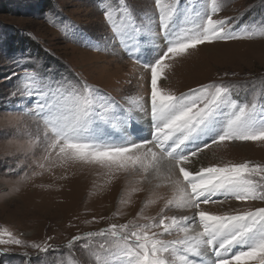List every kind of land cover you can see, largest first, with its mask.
I'll use <instances>...</instances> for the list:
<instances>
[{
    "label": "snow or ice",
    "instance_id": "obj_1",
    "mask_svg": "<svg viewBox=\"0 0 264 264\" xmlns=\"http://www.w3.org/2000/svg\"><path fill=\"white\" fill-rule=\"evenodd\" d=\"M228 2L154 0L155 11L137 18L128 0H99L113 50L126 51L151 74L149 100L137 101L134 109L83 80L22 69L20 94L30 102L21 113L36 122L38 132L29 144L43 143L42 161L98 167L107 174L131 172L139 174L141 182L150 181V172L158 174L167 161L168 179L179 191L178 197L165 200L156 216H145L144 209L157 201L145 202L136 219L148 223H112L73 237L67 247L71 250L75 241H83L80 247L86 250L88 264H264V206H257L264 204V165L200 162L213 145L264 141V85L257 88L253 83L250 91L245 86L242 101L233 98L236 85L211 83L180 95L159 86L170 67L165 62L190 49L264 36V21L236 30L232 18L214 19ZM50 22L65 35L75 29L70 22ZM145 32L163 41L152 62L133 56ZM133 111L141 115L133 117ZM144 117H150L149 134L130 139L132 121ZM109 129L120 135L114 138ZM37 167L44 169L45 163ZM225 204L230 211L206 207ZM7 236L10 239H0V244L22 245L11 232ZM31 247L46 252L51 245Z\"/></svg>",
    "mask_w": 264,
    "mask_h": 264
},
{
    "label": "rangeland",
    "instance_id": "obj_2",
    "mask_svg": "<svg viewBox=\"0 0 264 264\" xmlns=\"http://www.w3.org/2000/svg\"><path fill=\"white\" fill-rule=\"evenodd\" d=\"M128 3L137 18L155 11L154 0ZM225 17L232 18L236 30L262 22L264 0H229L213 18ZM50 19L70 22L75 29L65 35ZM110 36L99 0H0V239H10L7 232H11L22 241V245L0 244V264H88L86 250L80 247L83 241H75L71 250L67 247L73 237L112 223H148L136 219L146 201L157 203L145 208L144 215L156 216L166 199L179 196L168 176L163 183L153 177L141 182V176L131 172L107 174L92 166H51L41 159L43 143L29 144L38 129L30 116L21 113L30 102L20 94L22 69L83 80L126 108L149 100L150 71L126 51L113 50ZM139 40V48H148V57L155 55L147 62L154 61L162 39L145 32ZM133 56L143 61L138 51ZM165 63L170 67L159 82L165 91L180 95L201 85L223 83L236 85L233 98L242 101L245 86L250 91L253 83L257 88L264 85V36L200 45ZM132 115L141 114L133 111ZM148 121L149 117L137 121L141 130L149 129ZM206 154L210 157L205 165L245 161L264 165V141L226 142L213 145ZM38 162L45 163V168L37 167ZM34 172L40 174L33 176ZM45 243L51 245L46 252L31 247Z\"/></svg>",
    "mask_w": 264,
    "mask_h": 264
},
{
    "label": "bare ground",
    "instance_id": "obj_3",
    "mask_svg": "<svg viewBox=\"0 0 264 264\" xmlns=\"http://www.w3.org/2000/svg\"><path fill=\"white\" fill-rule=\"evenodd\" d=\"M139 49L140 50L138 51V55L145 62L151 60L152 57L155 56V55L152 54L150 57H148V55L146 54V49H148V48L140 47ZM188 88H191V87H188ZM149 119H150V117H149ZM148 122L150 123V121H148ZM108 131L111 132V134H112V136L114 138L118 137L120 135L119 132L113 131L111 129H109ZM127 132L130 133V137H129L130 139H137L138 140V139L141 138V136H147L149 134V129L148 130H144V129L141 130V128H140L139 124L137 123V121L133 120L132 124H131V127L129 129H127ZM114 142H121V141L118 140V139H114ZM234 145H237V144H234ZM230 147H232V146H230ZM233 148H235V146H233ZM206 157H207V159H209V157H210L209 154H206V152L201 154V161L200 162L203 163L204 165L207 162V159H205ZM167 163H168L167 161H164L162 163L161 167H160L159 173L158 174L153 173L150 177L158 178V180H160V182H162V183L166 182L167 176H168L167 175V170H166L167 169ZM233 204H235V203L233 202ZM224 206H228V204H225L223 206H221V205H211L210 207H212L217 212H221V211H225Z\"/></svg>",
    "mask_w": 264,
    "mask_h": 264
}]
</instances>
